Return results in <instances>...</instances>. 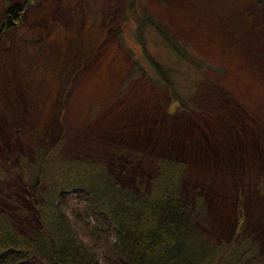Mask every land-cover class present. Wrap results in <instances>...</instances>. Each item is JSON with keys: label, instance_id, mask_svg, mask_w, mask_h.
<instances>
[{"label": "rangeland", "instance_id": "obj_1", "mask_svg": "<svg viewBox=\"0 0 264 264\" xmlns=\"http://www.w3.org/2000/svg\"><path fill=\"white\" fill-rule=\"evenodd\" d=\"M128 1L0 0L22 6L0 36V214L30 235L43 201L73 221L74 181L58 177L74 163L97 160L134 192L171 160L181 198L205 204L199 229L230 241L242 217L264 264V0H135L146 22L126 18ZM46 157L57 187L38 195Z\"/></svg>", "mask_w": 264, "mask_h": 264}, {"label": "trees", "instance_id": "obj_2", "mask_svg": "<svg viewBox=\"0 0 264 264\" xmlns=\"http://www.w3.org/2000/svg\"><path fill=\"white\" fill-rule=\"evenodd\" d=\"M135 2H127L126 18L148 21L136 12ZM21 15V4L1 2L0 36L18 26ZM154 28L167 45L175 48L160 27ZM149 63L157 71V63ZM162 72L159 86L167 88L170 76ZM170 99L184 104L182 98ZM48 161L46 157L37 170L36 194L41 183L57 187L54 174L52 180L46 178L53 163ZM156 167L159 172L151 187L133 192L117 186L97 160L74 163L70 172L55 175L61 182L74 181L71 186L77 190V202L73 221L62 201H43L39 206L41 226L30 235L17 233L14 223L0 214V264L15 263L27 256H37L47 264H261L255 244L243 234L242 217L236 221L232 240L207 236L198 226L205 218L202 199L197 197L190 204L181 198L182 165L158 160Z\"/></svg>", "mask_w": 264, "mask_h": 264}]
</instances>
